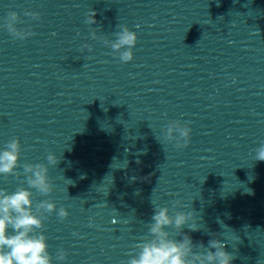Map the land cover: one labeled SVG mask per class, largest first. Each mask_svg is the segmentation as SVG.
<instances>
[{
    "label": "clouds",
    "instance_id": "clouds-1",
    "mask_svg": "<svg viewBox=\"0 0 264 264\" xmlns=\"http://www.w3.org/2000/svg\"><path fill=\"white\" fill-rule=\"evenodd\" d=\"M26 16L34 20L40 19L38 12L26 10ZM96 12L90 9L87 13L85 23L94 25L97 23ZM20 16L15 11H10L6 17L4 27L8 33L18 40H26L35 33L27 29H19ZM116 32L117 39L109 41L103 39L105 45H109L115 53L119 54V60L127 63L133 60V47L137 44L136 32L129 30L127 26H119ZM138 27V26H137ZM92 38H98L96 31H92ZM55 35V33H53ZM82 48L92 50L90 44L85 43ZM191 128L179 121L170 122L165 138L167 141H175L178 149L186 148L190 140ZM255 160L264 161V143L256 150ZM21 144L19 138L7 142L4 149L0 151V175L19 177L16 171L19 165ZM61 157L51 152L47 155L49 165L56 166ZM28 187H18L14 192L0 188V264H53V258L48 251L47 237L42 230L44 221L56 212V204L45 199L35 204L33 211V192L35 189L41 195L47 196L53 192V184L49 180V168L43 163L28 164L23 166ZM132 179H135L133 177ZM108 194V193H107ZM139 194V193H137ZM180 205L179 200L172 202V207ZM57 215L61 221L69 215L63 206L59 208ZM194 211H177L175 215L169 214L168 207L155 210L148 226V236L143 237L141 242L135 245L136 255H131L125 264H232L235 258L232 253L225 250L226 244L219 239H210L208 247L203 243L194 244L191 237L183 235L182 240H176L170 231L165 228H174L175 235L180 234L185 225L191 231H199L201 228L197 223ZM189 221H192L189 224ZM113 223H116L113 220ZM91 226V225H90ZM202 251H196V249ZM211 249H215L212 251ZM56 259L65 261L67 253L61 248L57 251Z\"/></svg>",
    "mask_w": 264,
    "mask_h": 264
}]
</instances>
